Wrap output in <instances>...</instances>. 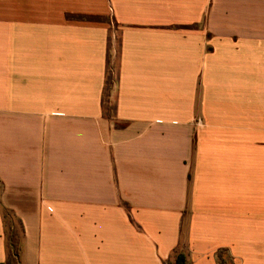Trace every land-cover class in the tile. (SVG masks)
I'll return each mask as SVG.
<instances>
[{
    "label": "crops",
    "instance_id": "0c3cea01",
    "mask_svg": "<svg viewBox=\"0 0 264 264\" xmlns=\"http://www.w3.org/2000/svg\"><path fill=\"white\" fill-rule=\"evenodd\" d=\"M218 1L4 6L0 263L10 214L18 264H264V27Z\"/></svg>",
    "mask_w": 264,
    "mask_h": 264
},
{
    "label": "rangeland",
    "instance_id": "374dc122",
    "mask_svg": "<svg viewBox=\"0 0 264 264\" xmlns=\"http://www.w3.org/2000/svg\"><path fill=\"white\" fill-rule=\"evenodd\" d=\"M22 5H24V2L31 1L32 3H35V5L38 6V10H44L45 7H47L48 3L51 0H20ZM61 1H67L71 3L72 0H61ZM5 2V5H4ZM13 0H0V12L4 9L10 10ZM9 9H8V8ZM182 5H176V4H170L169 10L170 11H177L182 10ZM256 5L246 4V3H234V2H226L224 0H220L217 3H206V4H200V11L202 12V20L201 25L202 27H207L209 24L208 15L211 12H215L216 14H220L221 16H218L216 20L217 24H224L226 23L228 27H245L248 26L251 27H264V20H256L253 18H249L247 20H236V19H225V16L230 13H240L244 11L250 12V17L253 16L251 12H255ZM194 8L196 10L197 5H194ZM4 231L6 234V237L10 234V232H15L19 236L20 226L18 224V221L13 218L10 214H5L4 217ZM183 243V241H182Z\"/></svg>",
    "mask_w": 264,
    "mask_h": 264
},
{
    "label": "trees",
    "instance_id": "16d2710c",
    "mask_svg": "<svg viewBox=\"0 0 264 264\" xmlns=\"http://www.w3.org/2000/svg\"><path fill=\"white\" fill-rule=\"evenodd\" d=\"M8 260L6 264H18L19 257V236L15 232H10L7 236ZM4 264V263H0ZM175 264H186L185 255L179 251L175 255Z\"/></svg>",
    "mask_w": 264,
    "mask_h": 264
}]
</instances>
